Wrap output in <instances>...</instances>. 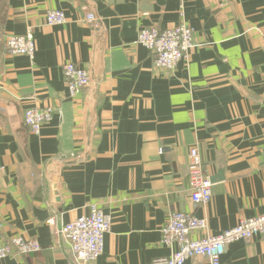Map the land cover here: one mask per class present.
Wrapping results in <instances>:
<instances>
[{
  "label": "crops",
  "instance_id": "1",
  "mask_svg": "<svg viewBox=\"0 0 264 264\" xmlns=\"http://www.w3.org/2000/svg\"><path fill=\"white\" fill-rule=\"evenodd\" d=\"M84 6L97 22L83 20ZM50 9L65 22L48 25ZM181 22L194 30L188 61L155 67L138 31ZM27 30L34 58L8 53L5 39ZM65 62L90 75L76 96ZM32 107L53 110L38 134L23 120ZM191 146L209 177L223 176L205 204L190 196ZM91 205L110 217L94 264L170 255L161 228L175 211L206 219L193 239L264 214V0H0V243L40 244L0 264H74L49 219ZM220 264H264V237L229 243Z\"/></svg>",
  "mask_w": 264,
  "mask_h": 264
},
{
  "label": "built area",
  "instance_id": "2",
  "mask_svg": "<svg viewBox=\"0 0 264 264\" xmlns=\"http://www.w3.org/2000/svg\"><path fill=\"white\" fill-rule=\"evenodd\" d=\"M82 10L86 23L97 22L96 15L86 6ZM45 21L48 25H58L65 22V16L61 10L50 9L46 13ZM193 38L192 27L186 22H181L163 30L141 28L138 31L137 43L152 53L155 67L172 70L178 62L188 61L194 47ZM5 48L10 54L33 59L35 54L33 33L27 30L24 35L8 36L5 39ZM62 70L70 96L80 94L90 85L88 71L75 63H63ZM52 113L51 107L27 108L23 120L32 133L38 134L42 125L51 120ZM187 177L192 202L208 203L211 200L213 183L204 170L196 146H191L188 150ZM49 224L55 229V235L62 240L74 264H94L103 253L104 237L110 229V217L96 205H91L88 213L67 223L56 224V219L51 217ZM207 228V221L204 218H197L188 212H172L161 228V241L170 246L172 251L168 256L154 258L151 264H186L187 260L197 256L206 257L208 264H220L221 256L229 243L256 236L264 237V214L239 219L232 228L216 235H206L198 239L190 237L191 232H205ZM39 250L40 244L37 240L19 235L12 236L0 243V261L15 254L25 255Z\"/></svg>",
  "mask_w": 264,
  "mask_h": 264
},
{
  "label": "water",
  "instance_id": "3",
  "mask_svg": "<svg viewBox=\"0 0 264 264\" xmlns=\"http://www.w3.org/2000/svg\"><path fill=\"white\" fill-rule=\"evenodd\" d=\"M221 171L218 172L217 175L215 176H210V181L213 183V182H216L218 180H221L223 178V176L221 175Z\"/></svg>",
  "mask_w": 264,
  "mask_h": 264
}]
</instances>
